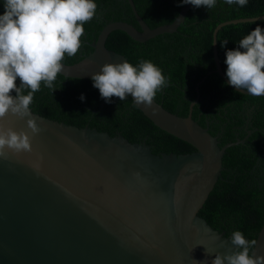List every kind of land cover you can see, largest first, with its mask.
Segmentation results:
<instances>
[{
  "label": "water",
  "instance_id": "water-1",
  "mask_svg": "<svg viewBox=\"0 0 264 264\" xmlns=\"http://www.w3.org/2000/svg\"><path fill=\"white\" fill-rule=\"evenodd\" d=\"M128 1L140 28L123 21L106 24L89 55L75 64L62 62V76L91 79L104 63L127 60L106 47L112 32L144 43L175 33L192 7H181L180 21L151 28ZM263 19L228 20L215 28V71L225 82L218 31ZM197 100L181 117L155 100L146 108L132 99L155 126L195 148L180 155H156L146 142L131 143L121 134L79 128L31 110L42 128L32 138V152L0 158V264H212L215 252L234 251L225 232L199 212L221 177L226 150L245 140L220 147L217 136L192 118ZM26 119L9 115L0 123L27 130ZM256 240V254L264 255V224ZM205 249L214 251L209 255Z\"/></svg>",
  "mask_w": 264,
  "mask_h": 264
},
{
  "label": "trees",
  "instance_id": "trees-1",
  "mask_svg": "<svg viewBox=\"0 0 264 264\" xmlns=\"http://www.w3.org/2000/svg\"><path fill=\"white\" fill-rule=\"evenodd\" d=\"M138 14L151 28L172 23L179 14V0H133ZM97 14L83 25L81 46L74 56L65 54L63 63L75 64L89 55L91 43L104 26L123 21L140 28L128 0H96ZM4 11L0 6V13ZM264 16V0H248L244 7L229 6L217 0L215 7L189 10L184 22L172 34H162L144 43L134 41L125 32L114 31L106 47L135 65L151 60L168 78V86L154 97L167 111L192 118L217 136L219 146L237 140L243 144L230 147L223 157L221 177L199 215L215 230L230 237L234 230L247 239H255L264 224V96L243 94L228 86L215 71L213 33L222 22ZM264 27V19L231 24L217 33V49L225 73V48L237 47L238 41L255 28ZM19 83V80H17ZM199 84V85H198ZM199 87V92L196 87ZM54 91L41 86L34 94L31 110L55 121L79 128H95L111 136L121 134L131 143L146 142L156 155L188 154L195 151L189 143L155 126L133 104L130 96L112 103L104 102L91 79L66 78L58 74ZM14 93V92H13ZM85 95L82 102L80 94Z\"/></svg>",
  "mask_w": 264,
  "mask_h": 264
},
{
  "label": "clouds",
  "instance_id": "clouds-1",
  "mask_svg": "<svg viewBox=\"0 0 264 264\" xmlns=\"http://www.w3.org/2000/svg\"><path fill=\"white\" fill-rule=\"evenodd\" d=\"M217 0H179L178 6L215 7ZM244 7L248 0H224ZM0 120L6 116L26 119L27 130H15L0 123V158L9 153H30L32 138L42 131L31 111L34 94L41 86L54 91V82L63 71L65 54L74 56L81 46L83 25L97 14L96 0H0ZM180 21V17H176ZM225 48L226 84L245 90L252 96H264V27L256 24L238 41L237 47ZM19 80V83H17ZM94 88L106 103L131 96L136 105L149 108L154 97L168 86L163 70L151 60L133 65L124 59L106 62L91 74ZM14 92V95H10ZM85 95L80 94L83 102ZM228 241L234 251L215 252L212 264H264V255L256 254L257 240L247 239L234 230ZM203 245V244H201ZM207 254H212L214 250Z\"/></svg>",
  "mask_w": 264,
  "mask_h": 264
}]
</instances>
